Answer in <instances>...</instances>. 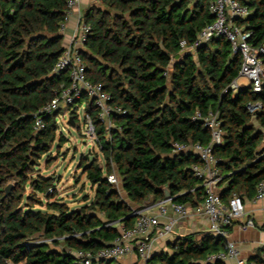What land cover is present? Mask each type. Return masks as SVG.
<instances>
[{
  "label": "trees",
  "instance_id": "1",
  "mask_svg": "<svg viewBox=\"0 0 264 264\" xmlns=\"http://www.w3.org/2000/svg\"><path fill=\"white\" fill-rule=\"evenodd\" d=\"M211 2L98 0L84 14L91 27L81 50L88 78L102 83L113 102L127 110L114 118L111 139L95 118L107 163L103 168L97 158L81 157L96 186L89 212L53 200L55 180L39 172L42 159L51 160L58 137V114L37 113L67 81L51 72L64 50L68 0H0V264H82L74 252H97L114 242L119 223L126 229L134 225L132 204L141 208L164 200L165 189L174 201L199 205L204 189L192 166L201 161L191 151H173L174 142L210 144V130L192 119L197 111L214 113L221 124L223 140L213 153L222 199L255 196L264 177V87L258 93L250 86L230 88L242 58L225 37L199 44L193 52L199 33L214 19ZM243 2L250 14L238 24L259 46L264 0ZM182 40L188 49L181 48ZM257 101L262 108L253 116L247 106ZM87 111L95 117L90 103ZM36 116L44 123L40 130L34 128ZM72 116L78 127L77 113ZM65 142L60 135L57 149ZM112 164L129 202L107 180ZM28 187L32 192L26 194ZM170 248L171 254L153 257L152 264H224L206 262L208 255L225 250L223 239L210 233L180 237ZM263 253L260 248L249 260L264 264Z\"/></svg>",
  "mask_w": 264,
  "mask_h": 264
},
{
  "label": "built area",
  "instance_id": "2",
  "mask_svg": "<svg viewBox=\"0 0 264 264\" xmlns=\"http://www.w3.org/2000/svg\"><path fill=\"white\" fill-rule=\"evenodd\" d=\"M79 3L80 0H68L66 19L62 24V29L66 21L73 16L74 9ZM209 12L214 19L199 33L197 42L191 47L192 50L212 38L225 37L230 43L232 51L239 53L242 58L239 77L232 82L230 88L237 91L245 86H250L254 92H261L264 87V42L259 46L253 45L249 40L251 32L238 24L239 19L246 18L250 14L249 8L243 0H212ZM78 23L71 43L64 47L51 72L52 75L67 78V81L60 85L54 98L46 103L37 114H60L66 109L71 116L73 112L77 113V107L80 106L83 99L88 98L84 109L85 134L101 148L97 122L105 126L106 137L111 139L112 129L117 128L114 118L125 115L127 110L113 102L111 93L104 88L102 83L93 82L88 78L81 50L85 46L91 27L84 22L83 14L78 16ZM180 46L184 50L188 49L185 40L180 42ZM242 77L247 79V83L239 82ZM89 103L93 106L95 117L87 111ZM247 108L255 116L262 108V104L259 101L249 103ZM192 119L202 121L204 126L210 130V144L188 145L174 142L173 151H191L200 159L201 162L194 164L192 170L204 189L203 201L192 207L188 203L177 202L172 197H166L155 204L133 209L132 213L136 215L134 225L128 229H120L119 236L111 245L97 252H74L82 264H92L95 260L116 262L133 251L137 253L141 264H152L151 259L156 238L171 235L177 219L202 213L207 217L210 233L222 238L225 246V250L208 255L209 262H226L233 259L236 264H257L255 261L242 258L236 242L230 238L229 227L236 220L245 216L246 206L242 195L233 194L227 201H224L220 194L218 185L222 176L217 168L218 158L213 153L214 146L221 144L223 140L220 121L217 115L212 112L203 115L199 111ZM43 127L44 123L41 117L36 116L34 128L40 130ZM112 165V172L107 174V180L118 187L121 181L115 165ZM255 199H264V177L256 185ZM169 212H172L176 219L169 218L164 224L161 223V218L167 217ZM246 225L253 227L255 223L252 219H247ZM42 241L50 242L46 239H37L34 242ZM262 258L264 259V253Z\"/></svg>",
  "mask_w": 264,
  "mask_h": 264
},
{
  "label": "rangeland",
  "instance_id": "3",
  "mask_svg": "<svg viewBox=\"0 0 264 264\" xmlns=\"http://www.w3.org/2000/svg\"><path fill=\"white\" fill-rule=\"evenodd\" d=\"M193 52H195L193 50ZM239 82H246L247 79L240 78ZM88 103V98H84L80 106L77 107V126L72 127L68 123L69 113L68 110H64L62 113L56 116V121L59 126L57 132L58 137L54 145L50 150L51 160L47 162L44 157L39 166V172L43 176H53L56 185V196L53 200H59L65 202L71 209L80 210L82 207H86L89 212H92L90 204L95 197L94 186L87 178V173L84 171V167H81V157L84 155L86 159L90 161L97 158L98 163L105 168L107 163L104 152L100 146H97L88 136L85 134V106ZM63 135L66 138V142L62 147L58 148L59 136ZM264 148V141L261 145ZM89 151H91L89 153ZM88 164L90 162H87ZM122 184L118 186L121 188ZM32 192L31 187H28L26 194ZM40 197L44 198L42 194ZM47 211V207L35 206ZM97 215H101L98 210ZM203 236V233L198 237ZM171 253V251L169 252Z\"/></svg>",
  "mask_w": 264,
  "mask_h": 264
},
{
  "label": "crops",
  "instance_id": "4",
  "mask_svg": "<svg viewBox=\"0 0 264 264\" xmlns=\"http://www.w3.org/2000/svg\"><path fill=\"white\" fill-rule=\"evenodd\" d=\"M97 2L98 0H80L79 5L74 9L73 16L66 21L62 29L64 47L71 43V40L76 32L79 25L78 16L81 14L84 15L90 6L96 4ZM118 190L121 195V199L129 202L123 187L121 186ZM244 201L246 206L245 216L236 220L233 225L229 227V232L230 238L237 244L241 257L249 260L251 257L256 255L258 249L264 248V199L256 200L255 196L252 198L244 196ZM148 204L151 203L146 202L141 208ZM132 207L135 209L138 208V205L132 204ZM100 216L103 218V215ZM169 218L176 219V216L172 212H169L167 217L161 218V223L164 224ZM247 219H252L255 226H247ZM117 227L119 230L124 228L121 223H119ZM201 233H210L209 222L203 213L199 215H191L187 218L177 219L174 231L171 235L156 238L152 258L164 253L171 254L172 250L170 248V243L176 241L180 237L189 234H196L198 237ZM170 251L171 253H169ZM206 262L211 263L207 259ZM113 264H141V260L139 259L137 253L133 251L121 257L116 262H113ZM224 264H236V261L232 259L224 262Z\"/></svg>",
  "mask_w": 264,
  "mask_h": 264
},
{
  "label": "water",
  "instance_id": "5",
  "mask_svg": "<svg viewBox=\"0 0 264 264\" xmlns=\"http://www.w3.org/2000/svg\"><path fill=\"white\" fill-rule=\"evenodd\" d=\"M68 121H69V125H70V126H72V127H75V126H76V121H75L74 116L71 115V116L69 117V120H68ZM90 152H91V151H89V153H90ZM12 186H13L12 183H10V184H8V185L6 186V188H5V190H6V194H8V193L10 192ZM165 195H166V197H170L169 192H168L167 189H165ZM131 216L136 217V215L133 214V213H131ZM109 245H111V244H109ZM108 262H111V260L108 261Z\"/></svg>",
  "mask_w": 264,
  "mask_h": 264
}]
</instances>
